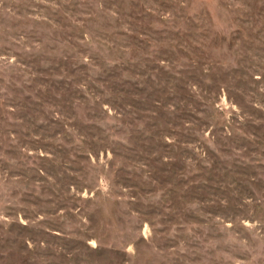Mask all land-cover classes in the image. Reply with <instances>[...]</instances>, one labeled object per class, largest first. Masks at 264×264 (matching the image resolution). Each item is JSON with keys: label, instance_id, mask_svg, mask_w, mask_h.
<instances>
[{"label": "rangeland", "instance_id": "obj_1", "mask_svg": "<svg viewBox=\"0 0 264 264\" xmlns=\"http://www.w3.org/2000/svg\"><path fill=\"white\" fill-rule=\"evenodd\" d=\"M0 264H264V0H0Z\"/></svg>", "mask_w": 264, "mask_h": 264}]
</instances>
